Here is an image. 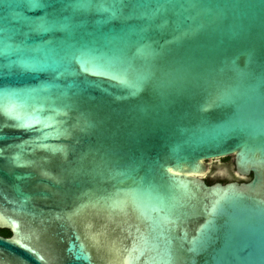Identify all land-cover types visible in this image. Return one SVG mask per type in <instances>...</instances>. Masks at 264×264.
<instances>
[{"label": "water", "instance_id": "1", "mask_svg": "<svg viewBox=\"0 0 264 264\" xmlns=\"http://www.w3.org/2000/svg\"><path fill=\"white\" fill-rule=\"evenodd\" d=\"M0 230V264H264V0H0Z\"/></svg>", "mask_w": 264, "mask_h": 264}, {"label": "trees", "instance_id": "2", "mask_svg": "<svg viewBox=\"0 0 264 264\" xmlns=\"http://www.w3.org/2000/svg\"><path fill=\"white\" fill-rule=\"evenodd\" d=\"M222 162H223L222 165H223L227 170H230V174H231V176H230L229 179H225L224 181H222V184H225V183L230 182V181H236V182H238V183H242V182H247V181H249L250 177H248L247 179H244V180H243V179H239V178H237V177H235V176L233 175V172H232V160H231L230 157H225V158H223V159H222ZM204 181H205V184H206V185H210V184L216 182V180L209 179V177H206V178L204 179ZM0 235L3 236V237H8V236H9V232L6 231V230H0Z\"/></svg>", "mask_w": 264, "mask_h": 264}, {"label": "rangeland", "instance_id": "3", "mask_svg": "<svg viewBox=\"0 0 264 264\" xmlns=\"http://www.w3.org/2000/svg\"><path fill=\"white\" fill-rule=\"evenodd\" d=\"M207 164L210 167V171L207 174V176H210L211 178H214L215 176H220L224 175L229 176L230 175V170H227L222 164V159H217L215 161H207ZM232 172H233V167H232Z\"/></svg>", "mask_w": 264, "mask_h": 264}, {"label": "flooded vegetation", "instance_id": "4", "mask_svg": "<svg viewBox=\"0 0 264 264\" xmlns=\"http://www.w3.org/2000/svg\"><path fill=\"white\" fill-rule=\"evenodd\" d=\"M230 176H231V174L229 176H225V173H224V175L222 173V175L215 176L214 178H211L210 176H207V177H209V179L216 180L217 183H221L222 184V181H224L225 179H229ZM230 182H232V181H230ZM233 182H236V181H233Z\"/></svg>", "mask_w": 264, "mask_h": 264}]
</instances>
